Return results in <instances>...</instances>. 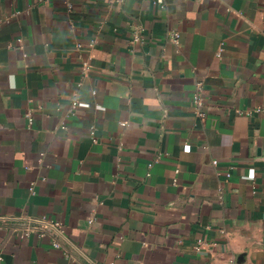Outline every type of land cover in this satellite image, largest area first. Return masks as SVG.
Listing matches in <instances>:
<instances>
[{"label":"crops","instance_id":"0c3cea01","mask_svg":"<svg viewBox=\"0 0 264 264\" xmlns=\"http://www.w3.org/2000/svg\"><path fill=\"white\" fill-rule=\"evenodd\" d=\"M0 250L264 264V0H0Z\"/></svg>","mask_w":264,"mask_h":264},{"label":"built area","instance_id":"2783aa9c","mask_svg":"<svg viewBox=\"0 0 264 264\" xmlns=\"http://www.w3.org/2000/svg\"><path fill=\"white\" fill-rule=\"evenodd\" d=\"M158 3L161 4V7L164 6V0H157ZM69 8H72V5L69 4ZM171 39L174 41V43L179 44L180 42V33L177 30H172L170 34ZM140 39V31L136 30L135 32V40ZM222 49H220L221 52ZM219 52V53H220ZM196 90L193 95V102L196 106V113L197 116L200 118V120H205L207 117V110H206V103H205V98H204V84L203 82H198L196 85ZM89 104L80 100H75L73 102V109L79 108V107H88ZM257 111H261L258 109ZM28 119L30 123L33 122V114L29 113L28 114ZM92 138L96 140L95 137V131L93 130L92 132ZM218 160H213V165L217 166L218 165ZM150 166L152 163L149 164ZM179 172V170H177ZM221 173V172H220ZM226 177H229L231 174L229 172L225 173ZM94 219H91L90 222H93ZM38 233L40 236L44 235H49L52 238V242L54 247L61 249L64 248V239H65V233L63 230V225L60 221L58 220H51L47 218H34L31 220V224H28L21 232L22 237H27L32 233ZM207 244L203 239H199L197 242L198 248L201 247L202 245ZM216 245V244H212ZM64 254L66 257L70 258L73 257L72 251L69 249H66L64 251ZM0 259H2V251L0 250Z\"/></svg>","mask_w":264,"mask_h":264}]
</instances>
